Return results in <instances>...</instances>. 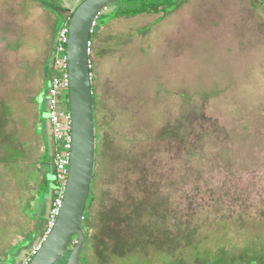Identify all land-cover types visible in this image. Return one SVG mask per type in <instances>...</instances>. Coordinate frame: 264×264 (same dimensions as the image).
<instances>
[{"label":"rangeland","instance_id":"rangeland-1","mask_svg":"<svg viewBox=\"0 0 264 264\" xmlns=\"http://www.w3.org/2000/svg\"><path fill=\"white\" fill-rule=\"evenodd\" d=\"M61 1L75 10L83 0ZM27 15L21 34L34 28ZM99 21L89 38L95 161L84 264H264L263 6L121 0ZM51 46L0 39V264H19L39 243L44 221L28 204L39 190L54 196L51 166L39 185L45 146L33 134ZM23 141L26 177L16 167ZM127 232L135 238L121 255Z\"/></svg>","mask_w":264,"mask_h":264},{"label":"water","instance_id":"water-1","mask_svg":"<svg viewBox=\"0 0 264 264\" xmlns=\"http://www.w3.org/2000/svg\"><path fill=\"white\" fill-rule=\"evenodd\" d=\"M118 1L121 0H83L69 20L66 57L72 149L67 184L56 223L28 264H56L66 258L71 244L74 247L65 264H81L79 256L85 242V233L81 227L91 192L95 161V127L87 43L98 12ZM259 1L264 6V0Z\"/></svg>","mask_w":264,"mask_h":264},{"label":"built area","instance_id":"built-area-1","mask_svg":"<svg viewBox=\"0 0 264 264\" xmlns=\"http://www.w3.org/2000/svg\"><path fill=\"white\" fill-rule=\"evenodd\" d=\"M107 11V6L102 8L96 15L90 30L93 34L98 18ZM68 25H61L56 33L51 49V69L52 76L48 82L46 92L47 121L49 133L53 144V154L50 164L54 168L55 189L54 196L49 207L48 215L45 220L43 236L38 244L33 245L27 256L19 264H28L31 258L39 251L42 243L53 229L63 205V197L67 184L69 164L72 149L71 127L72 120L69 110V76L67 71V44ZM92 54V41L87 43L88 69L90 78L94 68L93 61L89 58ZM65 93V94H64Z\"/></svg>","mask_w":264,"mask_h":264},{"label":"crops","instance_id":"crops-1","mask_svg":"<svg viewBox=\"0 0 264 264\" xmlns=\"http://www.w3.org/2000/svg\"><path fill=\"white\" fill-rule=\"evenodd\" d=\"M55 2V0H50ZM59 3H61L63 6H65L67 9H70L68 5L61 1L57 0ZM30 4H32L31 9L29 8H21L16 9V6H10L8 7L7 5H4V8L8 7L10 8L5 9L7 12H4L3 10L0 9V39H20L21 36L25 38H31V39H52V43L55 39L57 30L60 26L59 20L57 16L44 4L41 2H38V0H30L28 1ZM55 4V3H54ZM27 12V19L32 22L34 28H31L30 30L26 31V33L21 34V28L24 25V21H26V12ZM23 10V11H22ZM71 10V9H70ZM5 25H4V24ZM52 49V46H51ZM51 56V50H50V55L49 59ZM48 87V80L47 78L44 79ZM47 91V90H46ZM38 98V95L33 99L36 107V112H35V120L33 122V134L35 136L40 137L42 139V143L44 146V139L45 136L49 133V126H48V121L47 118L45 120L42 119L41 115L47 114V106L44 107V109H40L38 104L36 103V99ZM46 100V99H45ZM23 129L25 130L27 125L25 119L22 120L21 122ZM29 127V126H28ZM7 136L8 139V134L4 137ZM24 143L23 147H20L21 149L18 151V157L16 158V164H17V170H18V176L19 175H25L26 177V154H25V144L26 141H23ZM19 149V148H18ZM9 153V152H8ZM39 163L41 170V177L39 180V185H42V181L44 180V177H47V169L50 167L49 159H46L45 153L42 155H39ZM45 158V159H43ZM25 180V179H24ZM22 182V190L24 191L26 181ZM46 181V178H45ZM20 185V183H19ZM38 187L40 188V186ZM46 185V184H45ZM48 194L46 193L44 196L41 195L40 190L37 194L34 195V198L29 202V210L35 213L34 218L37 220H42L44 221L45 225V220L48 215L49 207L51 204V198L50 200L47 199ZM42 218V219H40Z\"/></svg>","mask_w":264,"mask_h":264},{"label":"trees","instance_id":"trees-1","mask_svg":"<svg viewBox=\"0 0 264 264\" xmlns=\"http://www.w3.org/2000/svg\"><path fill=\"white\" fill-rule=\"evenodd\" d=\"M39 1V0H38ZM39 2H41L42 4H44L46 7H48L56 16H57V18H58V20H59V24H60V26L61 25H63V24H66V25H68V23H69V20H70V18H71V16H72V13H73V11L74 10H69V9H67L65 6H61V5H56V4H52V3H46V2H43V1H39ZM119 2V1H118ZM117 3V2H116ZM178 4H181L180 3V1L179 2H177ZM108 7V6H107ZM144 7H146V10H149V9H152V10H155V9H159L160 7H162V5L161 4H154L153 6H149V5H146V6H144ZM143 7V8H144ZM105 13H103L100 17L102 18L103 17V15H104ZM123 16H126V14H124V13H121L120 12V10L118 11V12H116V14H115V17H123ZM99 17V18H100ZM99 18H98V20H97V23H96V27H95V29L98 27V26H100V21H99ZM59 26V27H60ZM95 29H94V32H93V34H95L96 33V31H95ZM92 47H93V43H92ZM51 62H52V59L50 58L49 59V62H48V65H47V69H46V78H47V80L49 81L50 80V78H51V76H52V74H53V72H52V69H51ZM91 87H92V85H91ZM91 90H92V88H91ZM92 105H93V101H92ZM44 146H45V157H46V159H48L49 158V163H50V160H51V157H52V154H53V144H52V140H51V136H50V133H48L47 134V136H45V139H44ZM50 166H51V168H52V172H54V168L52 167V165L50 164ZM93 179H94V177H93ZM93 179H92V181H93ZM92 183V182H91ZM91 190V189H90ZM91 194H92V190H91V192H90V195H89V197L91 198ZM89 199V198H88ZM51 201H52V197H51ZM50 201V202H51ZM87 208V204H86V207H85V209ZM83 217H84V220H83V225H82V227H81V229L84 231V233H86V234H88L87 233V231H88V228H87V224H86V222H85V219H86V215H85V211H84V215H83ZM108 236H109V233L107 234ZM135 238V235L134 234H132V233H130V232H127V233H125V235H124V239L121 241V245H122V248H121V255L122 254H125V251L124 250H126V247H127V244L129 245L131 242H132V239H134ZM120 250V249H119Z\"/></svg>","mask_w":264,"mask_h":264},{"label":"flooded vegetation","instance_id":"flooded-vegetation-1","mask_svg":"<svg viewBox=\"0 0 264 264\" xmlns=\"http://www.w3.org/2000/svg\"><path fill=\"white\" fill-rule=\"evenodd\" d=\"M257 1L262 5V3H261L259 0H257ZM262 6H263V5H262ZM263 8H264V6H263ZM75 240H76V237L73 238V241H75ZM86 240H87V235H86V233H85V242H86ZM85 242H84V244H85ZM73 247H74V244H71V245L69 246L68 250H67L66 258H64L63 260L57 262L56 264H65L66 259H67V257L69 256V254H70V252H71V249H72ZM83 247H84V245H83ZM79 261H80L81 264H84V260H83V248H82V250H81V252H80Z\"/></svg>","mask_w":264,"mask_h":264}]
</instances>
